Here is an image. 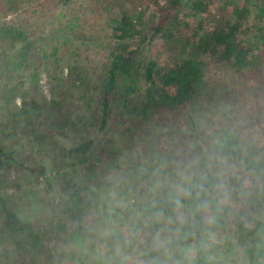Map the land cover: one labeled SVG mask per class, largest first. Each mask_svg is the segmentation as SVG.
Here are the masks:
<instances>
[{"label": "trees", "instance_id": "1", "mask_svg": "<svg viewBox=\"0 0 264 264\" xmlns=\"http://www.w3.org/2000/svg\"><path fill=\"white\" fill-rule=\"evenodd\" d=\"M221 1L0 0V264H62L55 239L72 228L76 244L88 238L81 232L85 214L104 206L115 185L110 173L129 163L132 174L120 182L126 192L119 195L127 205L114 214L129 220L128 237L110 232L98 258L79 257L77 264H112L114 246L124 264H131L133 246L148 264L156 258L201 264L181 249L199 240L205 199L223 186L230 190L225 198L243 208L231 223L228 205L219 207L223 217L215 227L231 224L229 238L243 247L239 264H264V155L257 164L251 160L261 145L264 108L240 123L235 85L212 80L219 63L264 85V0ZM53 11L47 27L41 19ZM156 39L165 50L163 65L149 54ZM101 51L100 63H91ZM43 75L50 100L41 93ZM253 92L259 96L260 87ZM209 110L214 121L199 131ZM58 135L70 141L54 157L59 200L46 216L22 218L19 200L5 190L22 187L8 173L24 162L6 145L26 138L48 150ZM145 171L152 174H140ZM245 176L257 190L242 191ZM181 183L190 196L179 194ZM151 186L160 193L148 200ZM177 198L188 215L177 210Z\"/></svg>", "mask_w": 264, "mask_h": 264}, {"label": "rangeland", "instance_id": "2", "mask_svg": "<svg viewBox=\"0 0 264 264\" xmlns=\"http://www.w3.org/2000/svg\"><path fill=\"white\" fill-rule=\"evenodd\" d=\"M56 14L57 11H53L46 17L42 18L41 21L48 27L52 24ZM32 21V18L28 19L29 24ZM103 52L104 51L93 54L91 56V63L95 62L96 65L100 63ZM149 54L155 56L162 65L166 62L165 50L159 39H156L150 46ZM212 80H219L221 83L226 82L228 84L235 85L234 89L240 93V97L243 102V105L238 109V121L240 123L246 122L247 120H250L253 115H256L258 107L264 108V85H262L259 81L254 80L251 77L247 78L245 75H234L226 68H223L219 63H215L212 68ZM255 86L260 87L261 92L259 93V96H253V89ZM40 87L43 98L50 100L51 94L49 87L46 84L44 75L41 78ZM243 88H245V90ZM16 104L18 106L21 104L20 97H17ZM200 118L201 120L197 122V128L199 131H203L205 129V122L211 123L214 121L212 111L210 110L203 113ZM175 124L178 125L177 123ZM182 129L186 130V126L182 127ZM262 130L263 129H261L259 135L261 140L260 148L254 153L251 159L254 164H257L264 155V132ZM112 133L113 132H111V134ZM56 138L57 146L48 150L38 146L37 144L29 143L26 138H15V140H11L6 145L8 149L16 150L17 157L24 162L20 170L11 169L8 173L9 179H17L23 184L22 187H10L5 190L7 195L19 200L15 201V203H17V210L22 218H33L35 214L40 212L42 213V216H46L50 211L51 202L59 200L60 194L57 190L58 183L54 178L56 169L54 157H60L61 152H64V148H68L70 141L67 136L58 135ZM165 141L166 140H164L163 145ZM184 142L185 141L183 140L180 141L181 144ZM48 153H51V155H48ZM132 154L133 152H128L130 157ZM70 161L71 159L68 155L63 159V162L67 165L70 164ZM127 165L128 167L124 165L121 170L110 173L109 179L110 181H113L115 185L114 188L111 187V189H109L108 198L106 199L104 196V206L98 207L96 211H93L90 214H85L86 216H84L85 220L83 224L86 229L81 230V232L88 231L90 233L88 238L82 239L81 237L79 244H76L74 241L75 239L72 237V231L76 230V228H72L55 239L58 249L63 254L61 258L62 264H77V259L79 257H84L83 259L87 261H90L92 258H98L101 250H105L107 245V242L102 241V239L109 240L112 233L115 235L122 234L124 237H128L129 220L126 216L117 217L115 219L114 215L116 207L119 206L125 208L127 205L125 196L122 198L119 197V195L126 192V190L121 188L120 182H124V180L127 182L129 176L125 174H132V164L129 163ZM75 169L77 170V173L75 174H80L78 171L79 169ZM72 174H74V172H72ZM117 174L120 175L117 176ZM140 174L152 173H150V171H145ZM149 178L148 182H152V178ZM219 188L220 189H216V191L210 192L205 199V223L202 225V229L199 234L198 241L200 242L191 238L186 243V247H182L181 249V252L189 258L190 262L193 261L192 258L196 257H199L198 260H200L201 264H239V261H241L240 259L243 255V247L242 245H237L238 238H229V234L232 232L231 224L227 228H216L215 225L219 224L223 217L219 215L222 212L221 209L220 213L217 211L219 210V207L222 208L224 205H228V219L232 223L236 213L238 212L236 210L243 208V206L241 205L242 203H234L229 201L228 198H225L228 193L224 191H230L228 189L229 187H227L226 190L223 189L224 186ZM240 188L242 191L248 188L257 190L258 185L254 184L253 180L249 176H245L243 184ZM159 193L160 192L156 186H151L148 200H151ZM241 200L244 202L245 197H242ZM179 213L182 216L189 214H186L184 206L180 208ZM214 218H217L215 223ZM189 235H191V233ZM138 241V245L145 242L142 236L138 238ZM113 250L110 262H112V264H124L123 262L125 256L123 251L117 246H114ZM138 252L141 251L136 248V246L128 249L127 258L130 259L131 264H148V261L141 258ZM153 264H158L157 258L153 259Z\"/></svg>", "mask_w": 264, "mask_h": 264}, {"label": "clouds", "instance_id": "3", "mask_svg": "<svg viewBox=\"0 0 264 264\" xmlns=\"http://www.w3.org/2000/svg\"><path fill=\"white\" fill-rule=\"evenodd\" d=\"M182 179L186 180V178H182ZM177 190H178L180 195H183V196H190L191 195L190 189L188 187H186L183 183H181L180 185L177 186ZM175 204H176L177 210H179L181 207V201L179 198L176 199ZM180 222L183 223V220L181 219Z\"/></svg>", "mask_w": 264, "mask_h": 264}]
</instances>
